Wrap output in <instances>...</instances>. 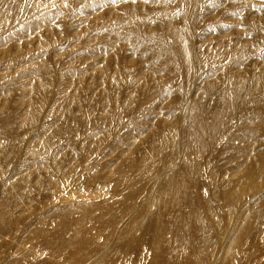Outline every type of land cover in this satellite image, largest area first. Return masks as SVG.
<instances>
[{
	"label": "rangeland",
	"instance_id": "1",
	"mask_svg": "<svg viewBox=\"0 0 264 264\" xmlns=\"http://www.w3.org/2000/svg\"><path fill=\"white\" fill-rule=\"evenodd\" d=\"M170 34L183 76L155 54ZM189 102L199 157L162 167L171 139L183 145ZM168 119L178 122L155 157V126ZM244 159L262 165L238 200L252 233L233 253L223 241L212 264H264V0H0V264H152L141 239L118 246L150 188L190 166L193 207L208 196L205 209L224 211L218 192L239 190ZM165 238L160 260L180 264L184 240Z\"/></svg>",
	"mask_w": 264,
	"mask_h": 264
},
{
	"label": "bare ground",
	"instance_id": "2",
	"mask_svg": "<svg viewBox=\"0 0 264 264\" xmlns=\"http://www.w3.org/2000/svg\"><path fill=\"white\" fill-rule=\"evenodd\" d=\"M170 37L169 38L171 40L168 39V41H164L165 39L163 37H158V42L160 43V45L158 44L159 48H157L155 54H160V66H162L165 70L169 69L171 73H174L176 76L179 77L183 74H181V69L183 67L179 65V63L177 62L178 57L174 55V51L176 50V48L174 47L173 42L176 41L175 39L177 38V36L175 34H170ZM170 78L171 77L169 76V74H165L164 78H162V81L167 82ZM194 103L189 102V104L186 105L182 110L183 113L180 119V126L182 128H185L183 129L182 133L183 145L181 147L176 146L174 139H171V152L169 156L164 161H162V163H160L162 167H168L177 158L179 159V161L181 160L183 162L188 163L189 156L192 153L196 154V157H199V151L201 148V128L199 126V123H201L202 120H198L201 117L200 114H196L192 110L194 107ZM110 107L114 108L116 107V104L112 103ZM154 120L155 118L153 117L149 118L150 122H153ZM164 121H162L160 124H156L155 126L156 128H160L158 130H155L154 132V135L158 140V144L152 147V153L155 157L159 155L158 153L165 146L164 144H166L163 141L164 133L162 132V130L165 128H167L166 131L168 132L174 130L178 119H175L174 121L173 119L172 121L170 119H168L167 122ZM197 122L199 123L197 124ZM261 168V164H258L257 162L252 163L250 161H246V159H244V162H242L240 165L234 167V172L239 171L241 173V176L239 175L241 180V183L239 184L240 188L237 191L229 189L226 191L218 192L217 200L220 201L219 206L224 207V211L223 209L222 211H220L219 207L214 206L209 207V209H205L204 207L208 205L209 202H211V199L208 196H202L201 200H199V206H197L198 209L193 207L192 201L193 197L195 198V196L191 195L192 193L190 192L192 189L196 188V184L188 176H193V172H195L194 168L186 166L185 176L179 181L178 179L182 177L181 169L171 172L169 176H162L159 179V182L155 183L150 188L146 199L142 202L141 208L139 210V217L138 215H136L137 221L136 224L133 225V227L136 226L137 230L139 231L138 237L130 235L133 227L130 225H126L120 229L119 236L122 239V242L118 244V246L121 247L122 250H125L129 247L130 250L132 249L135 251L137 250L139 241L141 239V242H145L146 247L150 251L153 259L156 258L154 259L152 264H177L175 260L174 262H171L170 259L160 260V255L162 251L160 248V244L165 243L164 245L169 246L166 243V234H170L171 237L174 236L177 239H183L184 232L180 228L182 227V225L186 224V227L191 228V230L189 231H191L190 235L192 233V236L189 240H184L185 238L183 239L184 245L187 248V253L181 256L180 264H212V257L214 255L213 252L223 249V241L226 242V239H229L232 244L228 243L225 251L228 250L232 253L235 252V250H237L236 246L238 244L239 238H241V236H245L246 234L250 235L252 233L251 230L248 232L250 227L246 221V216H248L251 207L243 208L241 205L238 204V200L240 195H244L249 188L254 187V184L260 182L261 177L259 176V172ZM165 192L171 194L172 197L168 198L167 200V195ZM177 197H179L181 200L179 201ZM167 204L170 205V208L168 210V213H165L162 211V207ZM194 209L196 212L199 211V209L201 210L199 211V214H201V218L199 217L200 221H198L197 216L194 215L189 219L185 218V215H187V213L191 215L192 212H195ZM212 217H215V220H212ZM232 221H234L233 227H231ZM263 221L264 219L260 222V224L263 223ZM186 230L188 231V229ZM199 230L203 232L204 237V246L202 247V249H206V246L210 247L209 253L204 256L201 255L197 250V241L195 242V236L193 237L194 232L196 234V232ZM225 230L229 232L232 230L231 235L226 236V234H223L222 236L221 233ZM237 261L236 262L238 264H241L239 260Z\"/></svg>",
	"mask_w": 264,
	"mask_h": 264
}]
</instances>
